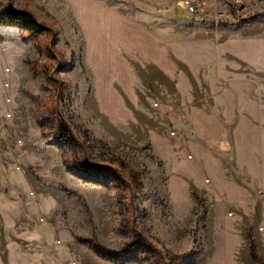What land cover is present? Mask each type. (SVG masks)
Segmentation results:
<instances>
[{"label":"rangeland","instance_id":"rangeland-1","mask_svg":"<svg viewBox=\"0 0 264 264\" xmlns=\"http://www.w3.org/2000/svg\"><path fill=\"white\" fill-rule=\"evenodd\" d=\"M97 1L131 18H153L161 34L207 31L221 72L251 81L264 141V0L247 10L240 0H215L206 16L201 6L189 12L186 0L167 8ZM74 2L0 0V10L27 11L48 27L30 34L0 23V264H225L218 222H205L206 201L171 202L148 146L102 111L99 66ZM122 163L141 172L140 190ZM141 239L152 247L141 242L117 253ZM250 257L242 264H257Z\"/></svg>","mask_w":264,"mask_h":264},{"label":"crops","instance_id":"crops-1","mask_svg":"<svg viewBox=\"0 0 264 264\" xmlns=\"http://www.w3.org/2000/svg\"><path fill=\"white\" fill-rule=\"evenodd\" d=\"M74 1L99 66L104 114L129 124L148 146L171 202L206 201L205 222H218L225 264L251 260L249 238L264 259V141L251 81L221 72L218 47L205 30L161 34L151 17ZM169 1L148 4L167 8ZM255 1L240 0L246 10ZM195 2L202 16L213 12L215 0Z\"/></svg>","mask_w":264,"mask_h":264},{"label":"trees","instance_id":"trees-1","mask_svg":"<svg viewBox=\"0 0 264 264\" xmlns=\"http://www.w3.org/2000/svg\"><path fill=\"white\" fill-rule=\"evenodd\" d=\"M0 23L2 24H7V25H12V26H20L24 28L26 31H28L30 34H34L37 32L38 29H41L45 27L48 29L47 26L41 25L38 23L34 17H32L27 11H17L11 7H7L5 9L0 10ZM50 30V29H49ZM55 33V32H54ZM52 81L59 87L67 89L68 86L65 85L64 83L60 82L59 79L53 77ZM61 132V131H60ZM64 135V139L70 141L72 138V135L69 131H66L65 133H62ZM122 168L126 169L129 171V176H130V182L134 186L136 190H140L142 187V184L139 183V179L141 178V172L140 171H132L128 168V166L125 163H122ZM84 168H91L92 166H80ZM99 168V167H98ZM250 239V253L252 257L257 261V264H264V259L257 254V250L253 244V241ZM146 245L148 247H152V244L148 242L146 239H141L140 241H135L132 244H126L117 251L118 254H120L123 251L128 252L131 250L133 247L138 246L139 244ZM98 251L100 253H103V251H107L104 247L99 246L97 247ZM183 255H178L176 259H174L172 262L176 263L180 259H182Z\"/></svg>","mask_w":264,"mask_h":264},{"label":"built area","instance_id":"built-area-1","mask_svg":"<svg viewBox=\"0 0 264 264\" xmlns=\"http://www.w3.org/2000/svg\"><path fill=\"white\" fill-rule=\"evenodd\" d=\"M184 7L189 11V12H195L198 10V8L200 7V4L193 2L191 0H186L184 1ZM157 105V104H156ZM171 135L172 136H176V132L175 131H171Z\"/></svg>","mask_w":264,"mask_h":264},{"label":"bare ground","instance_id":"bare-ground-1","mask_svg":"<svg viewBox=\"0 0 264 264\" xmlns=\"http://www.w3.org/2000/svg\"><path fill=\"white\" fill-rule=\"evenodd\" d=\"M95 43V42H94Z\"/></svg>","mask_w":264,"mask_h":264}]
</instances>
